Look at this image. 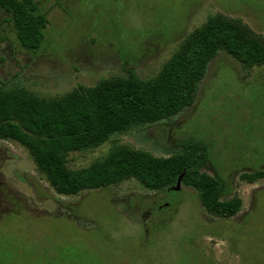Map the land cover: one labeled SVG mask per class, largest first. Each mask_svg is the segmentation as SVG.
<instances>
[{"label": "rangeland", "instance_id": "obj_1", "mask_svg": "<svg viewBox=\"0 0 264 264\" xmlns=\"http://www.w3.org/2000/svg\"><path fill=\"white\" fill-rule=\"evenodd\" d=\"M49 20L39 50L22 47L0 8V82L44 98L125 75L157 74L183 40L222 13L264 37V0H36ZM208 147L204 170L239 197L231 218L209 214L194 189L154 191L136 180L57 193L21 144L0 139V264H264V66L225 52L195 102L176 116L120 134L123 145L169 157L188 140ZM112 142L69 155L80 168Z\"/></svg>", "mask_w": 264, "mask_h": 264}, {"label": "trees", "instance_id": "obj_2", "mask_svg": "<svg viewBox=\"0 0 264 264\" xmlns=\"http://www.w3.org/2000/svg\"><path fill=\"white\" fill-rule=\"evenodd\" d=\"M0 8L23 48L39 50L49 20L36 0H0ZM225 52L245 68L264 66V37L239 18L218 13L191 32L161 70L141 78L133 68L122 76L102 79L91 87L78 86L62 96L39 97L18 83L0 82V139L24 146L38 170L61 195H76L136 180L154 191L192 188L204 209L231 218L242 207L239 197L224 199L226 182L204 170L208 147L193 139L169 157L123 145L113 138L168 120L190 107L208 66ZM107 142L105 157L88 166L71 168L69 155L96 149ZM264 168L241 179L254 183ZM179 191V190H174Z\"/></svg>", "mask_w": 264, "mask_h": 264}, {"label": "water", "instance_id": "obj_3", "mask_svg": "<svg viewBox=\"0 0 264 264\" xmlns=\"http://www.w3.org/2000/svg\"><path fill=\"white\" fill-rule=\"evenodd\" d=\"M181 180H182V176L178 179L176 186L172 188L173 190H179L180 189Z\"/></svg>", "mask_w": 264, "mask_h": 264}]
</instances>
